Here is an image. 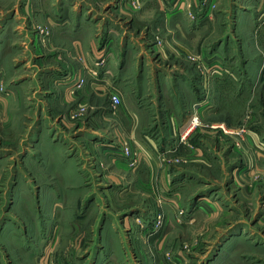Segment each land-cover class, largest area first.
<instances>
[{
  "label": "crops",
  "instance_id": "crops-1",
  "mask_svg": "<svg viewBox=\"0 0 264 264\" xmlns=\"http://www.w3.org/2000/svg\"><path fill=\"white\" fill-rule=\"evenodd\" d=\"M0 1L3 3L0 17L4 16L0 20V73L5 71L11 48L17 53L13 61L14 78L8 83L14 87L10 103L14 102L15 113L20 116L29 110L36 116L34 131L44 129L48 130L47 134L54 131L48 142L53 147H61L60 158L63 156L73 162V172L69 183L53 186L58 185L69 202L78 196L86 201L84 210L72 216L85 223L72 220L69 226L64 218L61 219V212L65 214L67 208L53 200L50 211L55 223L47 225L40 233L35 254L40 255L43 248L51 250L54 259L61 264H81V260H87V264H164L162 252L168 235L165 231L163 235H156L152 242L149 240L150 215L156 211L169 214L175 210L168 202L171 189L168 169L164 165L157 171L154 165L158 155L162 162L167 154L173 153L182 163L204 164L208 168L217 166L225 172L228 168L233 180L238 179L241 184L244 180L250 181L249 178L258 172L264 173V127L252 129L258 124L256 122L240 126L245 112L238 124H233L235 121L231 122L226 116L243 100H246L244 109L246 105L248 108V98L254 100L258 87L264 85V0H139V7L131 5L133 0H22L12 7L11 13H8L5 0ZM18 17L47 27L48 46L38 43V38H43L42 31L30 36L24 24L16 26ZM231 17L233 31L228 30L224 39L221 37L216 43L212 42L211 48H206L204 39L216 31L215 27L205 33L202 30ZM130 19L150 20L156 30L163 31H139V38H134L133 32L124 27ZM240 19L250 31H238ZM10 25L11 28L15 25L13 31L21 30L13 35V46L9 45L13 42L12 35L4 33ZM141 32L145 35L156 33L157 41L162 44L158 42L149 51ZM110 36L117 40L112 50L108 43L104 44ZM130 48H133L131 53ZM99 50L109 51L101 67L95 65ZM236 51L240 52L239 59L234 57ZM151 54H157L160 63L156 59L152 61ZM212 54L223 58V64L217 63L221 74L215 73L213 63L205 61ZM130 55L136 60L132 66L126 64ZM193 57L196 61H192ZM147 68L157 71L151 74L146 72ZM79 79H83V84L76 87ZM110 87L122 100L113 114L120 127L118 133L129 140L132 148L135 144L142 147L149 157L147 165L137 172L111 154L118 150L121 141L114 137L115 130L101 126L102 118L108 117L111 111L109 106L102 107V100L110 103L107 93ZM76 105L92 107L88 113H96L92 118L85 116L87 125H79L81 129L77 131L76 125L65 123L63 118L57 122ZM194 112L201 123L220 121L231 127L249 128L243 150L235 149L226 137L210 135L201 126L191 128L189 120ZM253 115L257 120V115ZM102 151H109L106 159ZM48 158L50 164H55L54 158ZM99 162L105 163L108 169L99 170ZM40 171L36 173L45 174L44 169ZM55 175L52 172L49 179H55ZM191 175L190 182L195 178L193 173ZM134 177L143 184L139 190L153 194L158 209L132 202L130 206L116 209L114 214L113 208L104 201L129 194L136 184L127 185L128 180L133 181ZM187 177V174L175 176L174 186L186 185ZM46 186L51 194L57 193L51 185ZM95 192L99 194V201L87 203L88 197ZM248 192L252 190L248 191L246 186L245 194ZM209 195L217 199L213 198L215 200L208 205L209 210L214 211L220 195L217 191ZM222 197L220 203L228 205V197ZM197 208L191 205L190 212ZM92 214L103 215L106 222L91 223ZM189 219L188 224L192 225L195 218ZM14 243L13 252H20L10 255L6 249L5 253H0V264H34L33 251L22 248V235L21 240ZM71 245H75L72 250Z\"/></svg>",
  "mask_w": 264,
  "mask_h": 264
},
{
  "label": "rangeland",
  "instance_id": "rangeland-1",
  "mask_svg": "<svg viewBox=\"0 0 264 264\" xmlns=\"http://www.w3.org/2000/svg\"><path fill=\"white\" fill-rule=\"evenodd\" d=\"M5 2L8 13H11L13 11L12 7L15 8L21 4L22 0H5ZM131 5L139 7V0H133ZM2 6L3 3L0 1V7ZM141 11L142 10L140 9L139 13ZM3 17L4 16L0 17V20H2ZM18 18L19 20L16 26L24 24V28L29 31L28 35L30 36L33 35V32L35 31H42L43 38H38V43H43L45 46H48V38L50 35L47 27L35 22H33L34 24H31L33 20L30 19H26L25 21L22 20L21 17ZM128 21L129 23H124V27L133 32L134 38H139V31H163L156 30L150 20L134 21L130 19ZM183 21V25H185L186 21ZM233 22L232 17L230 20L221 19L216 26L211 28L208 27L207 30H202L205 33L206 31H212L215 27L214 31H216V33L209 35L204 39V44H207L206 48H211L214 43L213 41L216 43L221 37L224 39L225 32L228 30L233 31ZM11 26L12 25L8 26V29L4 31V33L10 36L12 35L10 40L13 41V35L16 31L21 30L13 31L12 29H15V25L12 28ZM237 29L238 31H250L243 19L238 21ZM30 32H32V34H30ZM141 35L146 39L144 46L145 48H149V51L153 49V45H156L159 42L157 41V37H155L156 33H154V35L149 33L145 35V33L141 32ZM116 42V38L110 36L104 44L106 45L108 43L112 50L116 45ZM13 43L14 41L9 45L13 46ZM159 43L162 44V42ZM11 49L12 51L6 58L8 61H5L6 66L4 68L6 74L4 73L5 71L0 73V253H5L7 249L10 255L18 254L20 250L13 252V247L16 245L14 241L18 239L21 240L22 235V248L33 251L32 258H36L38 255L35 254V252L38 251L36 240L47 225L52 226L55 223L50 211L53 200H57L62 207L67 208L65 214L64 212H61V219L64 218L65 224H68L69 226L72 223V220L76 221L72 216H74L75 213L79 214L81 210H84L86 201L84 202L82 196H78L69 202L68 197L63 194L64 191L60 190L58 185L53 186V184L58 183H69L72 179L73 172L71 168L73 162L67 160V158L63 156V159L60 158L61 152L59 149H61V147H53V145L48 142L52 136L51 133L54 134V131L52 130L53 132H49L48 134L46 132L48 130L44 129L41 132H39V130L34 131L35 125H33V122L34 119H36V116H34L30 110L26 112L22 110L24 111L22 112V115L24 116H20L19 113H15L14 102L10 103L14 87L10 86L8 83H11L14 78L15 69L13 61L17 54L14 52L13 48ZM108 50L110 51V49ZM108 50L105 51L109 52ZM131 52H133V48H130V53ZM101 53H103V51L99 50L95 57L100 58L102 55ZM239 53L240 52L238 51L234 52V57L239 59ZM155 55L157 54H151L150 58L152 61L153 59H156L157 63H160L157 59L158 57ZM18 56H20V54H18ZM128 57L126 64L132 66V64L136 62L135 57L133 55ZM104 59L106 61V58ZM192 61H196V58L193 57ZM205 61L207 63H213L215 68H217V65L219 66V64L215 63L224 62L222 56L219 54H212L206 57ZM104 63L101 64L100 67L104 65ZM198 70L199 72L202 70L201 65H199ZM155 71H157V69H152L150 71L148 68L146 69V72H150L151 74H154ZM81 80L83 81V79L78 80V84ZM263 88L264 85L262 84L258 87L259 91L254 100H249L248 98L246 103L248 104V108L246 105V108L244 109L246 100H243L237 104L239 107L234 108L233 112L226 114V116H228L227 118L230 121L234 120L235 122L233 124H238L242 118V113L245 112L246 115L242 118V121L239 124L240 126L256 122L258 124L252 127V129L260 130L263 128ZM107 91L109 98L110 93L114 90L110 87ZM108 103L106 99L102 100V107L108 108L109 106L111 111L108 117L102 118V121L104 122H101V126L110 127L112 131L115 130L114 137H116L119 142L121 141V144H118L120 145L118 150H113L111 154H114L116 159L123 162L128 169L137 172L139 168L142 169L147 165L146 159L149 157L146 153L142 152V147L135 144L134 149L137 150V156L142 159L144 158V161L139 165L136 164L135 167H130L128 163H126V160L121 158L122 144L127 143L130 146V143L122 133H118L121 132L119 131L120 127L116 119L114 120L113 118V114L117 112L120 106L116 110H113L111 104ZM91 108L89 109V107L85 105H76L68 115H63L61 118L57 119V122L63 118L65 123L68 122L76 125L75 130L77 131L78 129H81L79 125L81 127L87 125V120L84 121L85 116L92 118L96 115L93 111L92 114H89L90 110H92ZM253 114L257 115V120H254ZM239 118L240 120L238 121ZM110 120H112V122L109 124ZM218 124H223L231 133H233V130L243 131L244 138H242L244 140L242 141L241 148L237 146L236 142L238 139L242 140L239 136L237 137L234 134L221 133L211 129L210 126ZM200 126L209 132L210 135L221 136V138L226 137L235 149L239 151L243 150L246 130L248 131L249 128L231 127L220 121L215 123L199 122L198 127ZM73 133L74 131H72V134ZM57 137L58 136H56L55 139H57ZM60 140H63L62 137H60ZM102 152L104 159H106L109 151ZM167 155L168 156L164 162L161 161L162 158L158 155L156 160L157 163L154 162V165L157 171L160 170V168L163 169L164 165H166V168L168 169L170 177L169 183L171 186L168 194V202L172 205L175 211L173 210L174 213L171 212L169 214L156 211L150 215L152 229L150 231L149 239L152 242V239H154L156 235H163L166 231L168 239L166 240L162 252L164 264H264V173L258 172L254 177L251 176L249 178L250 181L244 180V183L241 184L238 179H236L237 182L233 180L228 172V168L225 172L223 170L220 171L217 166L208 168L204 164H186L182 163L180 159H177L173 153ZM48 157L54 158L55 164H50ZM233 161L237 162V160ZM56 166L58 169H56ZM97 167L102 171L108 169L103 162H99ZM178 168L182 169L184 172L178 170ZM40 169H44L45 171L43 172H45V174L36 173L41 172ZM92 169L95 170V166H93ZM52 172L56 174L55 179H49V174ZM191 173H193L195 178L190 182V178L192 177ZM184 174L189 176L186 178L188 183L186 185L174 186L175 176L179 178L180 175ZM157 178L158 175L156 179ZM154 179L155 177H153V181ZM52 180H54V182L49 183ZM111 180L112 179L109 177L108 181ZM128 181L129 184L127 185L131 186L133 183L134 185L136 184L134 190H131L127 195L118 197L119 199L115 196L114 198H106L104 201L108 207L111 206V208H113L114 214L117 213L116 209L130 206L132 202L136 205L145 204L148 208H152V210H155L154 207L158 209L156 206L158 205V202L155 201L153 194L150 195L149 193H144V191L139 190L143 185L140 179L134 177L133 181ZM255 183L256 186L253 187V184ZM46 185H51V189L57 193H52L54 195L52 196L51 192L46 190ZM246 186L248 191L252 190V192L245 194ZM112 187H114V185ZM214 191H217L220 197H217L219 201L218 204H216V210L213 211L209 210L208 205L210 204L209 202H212L211 200L213 198L216 199V196L209 195V193H213ZM97 193L98 192H95L92 194L93 196H89L87 203L90 204L92 202L96 203V200L99 201V194ZM221 194L228 197V205L223 206L220 203V199H223ZM257 203H259L258 209ZM191 205L197 206L198 210L191 213ZM191 216L195 218L192 225L188 224V221L190 220L189 217ZM89 220L91 223L96 224L98 222H106L103 219V215L101 216L99 214L90 215ZM89 220H87V222ZM76 222L81 224L85 223V220H77ZM167 225H171V227H167ZM74 246L75 245H71L70 250H72V247ZM144 251H147V249H144ZM45 253L46 255L48 254L52 263L61 264V261L54 259L51 250L46 251V249L43 248L40 255L42 256V254ZM33 254L35 255L33 256ZM33 261L35 264L36 262L34 259ZM81 261L83 264H87V260Z\"/></svg>",
  "mask_w": 264,
  "mask_h": 264
},
{
  "label": "built area",
  "instance_id": "built-area-1",
  "mask_svg": "<svg viewBox=\"0 0 264 264\" xmlns=\"http://www.w3.org/2000/svg\"><path fill=\"white\" fill-rule=\"evenodd\" d=\"M106 53H107V51H103V53H101L102 54L101 57L96 58L95 65L100 66L101 64L104 63V61H105L104 58H106ZM215 64H217V63H215ZM210 65H212V63H210ZM214 71L216 74H221L220 71L218 72L217 68H214ZM214 71H213V73H214ZM82 83H83V81L81 80L80 83L76 85V87H80ZM109 100H110L111 108L113 110H116L122 104V100H121L120 96L115 91L110 93ZM194 119H196V121L199 120L198 116L195 112L192 114V116L190 117V120H189L191 128L199 125V121H198V123L195 126H192ZM210 127H211V129L219 131L221 133H230V134L236 135L237 137L239 136L240 139H242V140L238 139L236 142H237V146L241 148L242 141L244 140L243 139L244 138L243 137V131H240V130L234 131L233 130L232 131L233 133H231L227 128H225V126L223 124L213 125ZM134 147L131 148L127 143L122 144V147H121L122 148L121 158L125 159L126 163H128V165L130 167H135L136 164L139 165L141 162L144 161V158L142 159V158L137 156V152H136L137 150H135ZM142 152H143V150H142ZM34 260L38 264H54V263H52L51 259L48 257V254L46 255V253L42 254V256L37 255L36 258H34Z\"/></svg>",
  "mask_w": 264,
  "mask_h": 264
},
{
  "label": "bare ground",
  "instance_id": "bare-ground-1",
  "mask_svg": "<svg viewBox=\"0 0 264 264\" xmlns=\"http://www.w3.org/2000/svg\"><path fill=\"white\" fill-rule=\"evenodd\" d=\"M198 123V121H196V119L193 120L192 126H195ZM97 141V140H96Z\"/></svg>",
  "mask_w": 264,
  "mask_h": 264
}]
</instances>
